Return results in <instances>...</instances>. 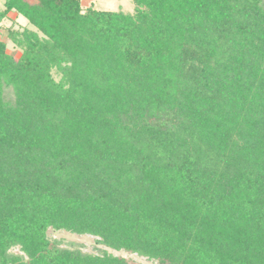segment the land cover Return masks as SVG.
I'll return each instance as SVG.
<instances>
[{
    "label": "trees",
    "instance_id": "obj_1",
    "mask_svg": "<svg viewBox=\"0 0 264 264\" xmlns=\"http://www.w3.org/2000/svg\"><path fill=\"white\" fill-rule=\"evenodd\" d=\"M134 3L0 9V264H264V0Z\"/></svg>",
    "mask_w": 264,
    "mask_h": 264
},
{
    "label": "rangeland",
    "instance_id": "obj_2",
    "mask_svg": "<svg viewBox=\"0 0 264 264\" xmlns=\"http://www.w3.org/2000/svg\"><path fill=\"white\" fill-rule=\"evenodd\" d=\"M4 2L5 0H0V9H2ZM82 5L84 9L94 7L98 10L122 11L125 13H134L136 8L134 0H82ZM2 24L6 27H12L20 31L25 28L33 29V27L24 18L18 16L16 13L10 14L9 18L5 19ZM7 51L16 58H19L22 53V51L15 47L14 43L11 41H8ZM55 76L58 78L57 75ZM48 237L51 240L56 241L63 248L79 249L84 253L93 255L108 252L128 259L131 264H157L156 262L138 254L129 253L124 250L115 251L107 248L103 244L99 243V238L92 235H82L66 230H55L50 228L48 230ZM10 253L23 255L19 247L12 248Z\"/></svg>",
    "mask_w": 264,
    "mask_h": 264
}]
</instances>
